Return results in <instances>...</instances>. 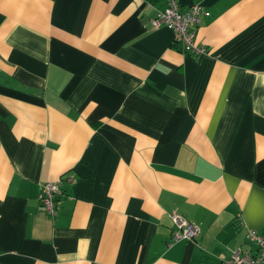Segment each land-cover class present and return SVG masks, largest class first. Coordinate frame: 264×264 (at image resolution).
Here are the masks:
<instances>
[{
    "label": "crops",
    "instance_id": "crops-1",
    "mask_svg": "<svg viewBox=\"0 0 264 264\" xmlns=\"http://www.w3.org/2000/svg\"><path fill=\"white\" fill-rule=\"evenodd\" d=\"M0 0V264H222L264 233V0ZM71 175L56 214L43 182ZM194 240L169 244L170 214Z\"/></svg>",
    "mask_w": 264,
    "mask_h": 264
},
{
    "label": "built area",
    "instance_id": "built-area-1",
    "mask_svg": "<svg viewBox=\"0 0 264 264\" xmlns=\"http://www.w3.org/2000/svg\"><path fill=\"white\" fill-rule=\"evenodd\" d=\"M209 11L201 3H193L185 9H181L177 0H168L164 8L159 9L154 15L147 18L151 27L162 25L169 26L174 32V43L180 44L183 52L200 55L207 52L206 46L197 39V28L201 21V15H208ZM76 178L71 175L61 176L53 181L43 182L40 186L38 199L41 206L51 216L56 214L57 206L63 195L64 183H75ZM170 217L175 225L171 233L172 242L179 240H194L199 233L198 226L182 215L173 212ZM247 237L255 245L254 252H244L235 249L228 257L222 260V264H264V233L249 230Z\"/></svg>",
    "mask_w": 264,
    "mask_h": 264
}]
</instances>
